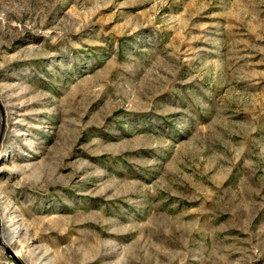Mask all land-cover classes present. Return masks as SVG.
I'll return each instance as SVG.
<instances>
[{"label": "rangeland", "instance_id": "rangeland-1", "mask_svg": "<svg viewBox=\"0 0 264 264\" xmlns=\"http://www.w3.org/2000/svg\"><path fill=\"white\" fill-rule=\"evenodd\" d=\"M0 264H264V0H0Z\"/></svg>", "mask_w": 264, "mask_h": 264}]
</instances>
